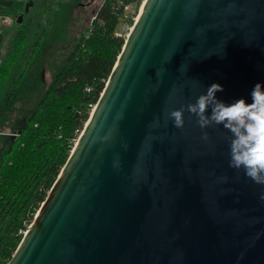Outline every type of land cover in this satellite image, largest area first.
<instances>
[{
  "label": "water",
  "instance_id": "1",
  "mask_svg": "<svg viewBox=\"0 0 264 264\" xmlns=\"http://www.w3.org/2000/svg\"><path fill=\"white\" fill-rule=\"evenodd\" d=\"M214 83L228 105L264 85V0H147L8 264H264V186L229 167L231 134L168 119Z\"/></svg>",
  "mask_w": 264,
  "mask_h": 264
},
{
  "label": "trees",
  "instance_id": "2",
  "mask_svg": "<svg viewBox=\"0 0 264 264\" xmlns=\"http://www.w3.org/2000/svg\"><path fill=\"white\" fill-rule=\"evenodd\" d=\"M82 1L71 0L54 7L55 0H34V7L24 15L10 50L0 63V128L5 124L1 121L3 115L7 119L16 99L26 95V78L35 58L38 68H42L44 51L52 45L41 41L43 15H53L51 42L58 43L56 38L65 36L74 9ZM143 1H103L35 113L13 138L11 150L0 164V264L12 260L66 165L77 133L84 130L106 87L126 42L116 33L126 7H141ZM0 14L18 19L15 0H0Z\"/></svg>",
  "mask_w": 264,
  "mask_h": 264
},
{
  "label": "rangeland",
  "instance_id": "3",
  "mask_svg": "<svg viewBox=\"0 0 264 264\" xmlns=\"http://www.w3.org/2000/svg\"><path fill=\"white\" fill-rule=\"evenodd\" d=\"M70 1L71 0H55L54 7L59 3H68ZM103 1L104 0H83L81 2L82 5L74 9V14L72 20L68 24L65 36L56 38L58 39V43L51 42V40H53V27L50 25L53 20V15L51 13L43 15L41 29L39 30V32H41V41L45 45L50 41L52 45L48 46L44 51L42 58L44 65H42V68H38L39 63L35 58L33 65L28 71L29 74L26 78L28 90L26 95L20 97L19 100L16 99L14 105L7 114V119H5L4 115L1 119L5 124L0 128V164L7 152L11 150L13 138L19 135L18 132L22 130L35 113L39 102L48 91L55 75L65 64L67 57L74 49L76 43L87 33ZM27 2L28 1L25 0H15V9L18 15L24 13ZM144 2L145 0L143 3ZM143 3L141 7L136 8L135 5H131L127 10L125 9V15L121 18L116 30L117 36L127 39L139 16ZM129 20H132L133 23H130ZM13 26L12 30H6L1 34L3 42L0 47V63L10 50L15 33L20 29V25L16 22ZM61 38H63L62 41H60ZM33 73H36V76H34ZM81 133L82 131L77 133L76 142Z\"/></svg>",
  "mask_w": 264,
  "mask_h": 264
},
{
  "label": "clouds",
  "instance_id": "4",
  "mask_svg": "<svg viewBox=\"0 0 264 264\" xmlns=\"http://www.w3.org/2000/svg\"><path fill=\"white\" fill-rule=\"evenodd\" d=\"M222 91L220 84H212L195 103L169 112L168 119L176 128H183L187 111L197 118L201 129L222 125L231 134L228 137L229 167L242 170L247 178L264 186V85L257 83L254 86L251 104L239 99L228 105L217 99L216 94ZM209 107L211 116L206 114ZM203 139L208 140L206 132ZM260 199L264 200V194Z\"/></svg>",
  "mask_w": 264,
  "mask_h": 264
},
{
  "label": "built area",
  "instance_id": "5",
  "mask_svg": "<svg viewBox=\"0 0 264 264\" xmlns=\"http://www.w3.org/2000/svg\"><path fill=\"white\" fill-rule=\"evenodd\" d=\"M128 7L129 6L126 7V10ZM15 22H17V17L0 14V31L11 28ZM88 91H90V89H88Z\"/></svg>",
  "mask_w": 264,
  "mask_h": 264
},
{
  "label": "crops",
  "instance_id": "6",
  "mask_svg": "<svg viewBox=\"0 0 264 264\" xmlns=\"http://www.w3.org/2000/svg\"><path fill=\"white\" fill-rule=\"evenodd\" d=\"M10 16H15V15H10ZM15 17H17V16H15ZM16 23H17V22H16ZM13 27H14V26H12V27L9 28V29H5V30H3V31H0V47L2 46V42H3V37H2L1 34H3V32H5L6 30H12ZM17 32H18V31H17ZM17 32H16V33H17ZM16 33H15V35H16ZM0 58H1V56H0Z\"/></svg>",
  "mask_w": 264,
  "mask_h": 264
},
{
  "label": "bare ground",
  "instance_id": "7",
  "mask_svg": "<svg viewBox=\"0 0 264 264\" xmlns=\"http://www.w3.org/2000/svg\"><path fill=\"white\" fill-rule=\"evenodd\" d=\"M146 1H147V0H145V2L143 3V6H142V8H141V10H140V13H139V16H140V14H141V12H142V10H143L145 4H146ZM139 16H138V17H139ZM137 19H138V18H137Z\"/></svg>",
  "mask_w": 264,
  "mask_h": 264
}]
</instances>
